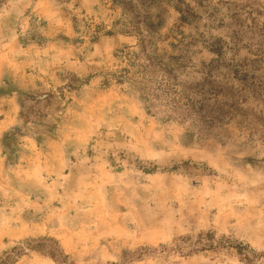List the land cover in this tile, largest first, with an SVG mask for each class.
Segmentation results:
<instances>
[{
	"label": "rangeland",
	"instance_id": "rangeland-1",
	"mask_svg": "<svg viewBox=\"0 0 264 264\" xmlns=\"http://www.w3.org/2000/svg\"><path fill=\"white\" fill-rule=\"evenodd\" d=\"M125 2L0 0V257L52 238L71 264L142 248L159 252L132 264H264L230 247L264 254V0ZM146 58L200 118L225 102L205 80L239 111L192 126L162 96L148 110L133 78Z\"/></svg>",
	"mask_w": 264,
	"mask_h": 264
},
{
	"label": "trees",
	"instance_id": "trees-1",
	"mask_svg": "<svg viewBox=\"0 0 264 264\" xmlns=\"http://www.w3.org/2000/svg\"><path fill=\"white\" fill-rule=\"evenodd\" d=\"M112 3L121 9L125 7L126 0H111ZM140 3L151 2L154 0H137ZM172 3L174 0H171ZM175 5L179 13L183 19L188 18L189 12L188 10H184L181 8L180 4ZM133 7L131 6L132 11ZM137 65H131V70L136 69ZM131 70H123L124 76H129ZM139 72L137 75H133L135 80L134 87L136 90L141 93L144 97L145 102L148 105V110L152 111L155 110L157 104H159V96L165 98L164 100V108L169 115L175 116H182V119H186L189 121L192 126H196L201 123L202 126H210L215 122H219L221 119L220 106H223L227 109L228 112L237 113L239 111V103L238 99L236 98V92L231 87H227L226 85H222L220 83H215V81L207 80V83L203 81L199 84V87L203 89V86L207 85V92L215 98L217 96L222 98L225 102L218 107V110L209 109L205 112L204 118H200L199 114L194 111L193 105L188 104H179L170 100L168 97L174 95V91L180 94H183V90H188V88H184L180 82L177 81L176 77L170 70H167L161 66H156L149 58H146V65L139 66ZM134 74L133 72H131ZM130 74V75H132ZM131 79V78H130ZM132 81V79H131ZM199 91L196 88L193 91ZM158 93V94H157ZM176 97V96H175ZM167 99V100H166ZM216 99V98H215ZM193 106V107H192ZM194 111V112H193ZM206 238L208 241L212 239L213 236L211 234L207 235H200L198 238L202 240ZM183 245L189 244L190 239H181L180 240ZM208 244H201V250L213 249L215 248L213 243L214 242H207ZM184 246H175L174 248H167L165 246L161 247L162 252H170L173 251L178 255H186L183 248ZM236 247V254L246 260H250L253 258H264V254H259L251 249L247 245L238 244L237 246H230ZM26 252H33L36 253L44 258H47L54 262L55 264H71L69 257L60 247V244L52 239V238H37V239H29L21 242L18 246L13 247L11 250L4 252L0 257V264H15ZM159 250L157 249H140L137 252L133 253H125L121 257V261L118 264H132L137 260L141 259L143 256L148 254H157ZM191 253V250L186 252ZM116 264V263H113Z\"/></svg>",
	"mask_w": 264,
	"mask_h": 264
}]
</instances>
